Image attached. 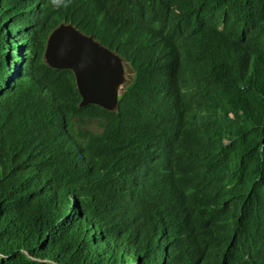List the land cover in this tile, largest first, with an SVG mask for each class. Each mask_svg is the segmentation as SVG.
Masks as SVG:
<instances>
[{
	"label": "trees",
	"instance_id": "16d2710c",
	"mask_svg": "<svg viewBox=\"0 0 264 264\" xmlns=\"http://www.w3.org/2000/svg\"><path fill=\"white\" fill-rule=\"evenodd\" d=\"M61 22L116 111L44 63ZM0 264H264V0H0Z\"/></svg>",
	"mask_w": 264,
	"mask_h": 264
},
{
	"label": "water",
	"instance_id": "95a60500",
	"mask_svg": "<svg viewBox=\"0 0 264 264\" xmlns=\"http://www.w3.org/2000/svg\"><path fill=\"white\" fill-rule=\"evenodd\" d=\"M43 60L51 68L73 73L80 107L93 104L108 111L117 110L127 84L126 63L92 35L82 33L70 22H61L47 37Z\"/></svg>",
	"mask_w": 264,
	"mask_h": 264
},
{
	"label": "rangeland",
	"instance_id": "374dc122",
	"mask_svg": "<svg viewBox=\"0 0 264 264\" xmlns=\"http://www.w3.org/2000/svg\"><path fill=\"white\" fill-rule=\"evenodd\" d=\"M131 79V72L128 68V66L125 64V83H127V81H130Z\"/></svg>",
	"mask_w": 264,
	"mask_h": 264
}]
</instances>
